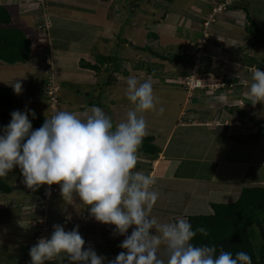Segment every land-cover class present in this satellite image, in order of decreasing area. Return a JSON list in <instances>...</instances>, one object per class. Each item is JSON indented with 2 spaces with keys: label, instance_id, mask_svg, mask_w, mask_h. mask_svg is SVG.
Returning <instances> with one entry per match:
<instances>
[{
  "label": "rangeland",
  "instance_id": "1",
  "mask_svg": "<svg viewBox=\"0 0 264 264\" xmlns=\"http://www.w3.org/2000/svg\"><path fill=\"white\" fill-rule=\"evenodd\" d=\"M0 1H7V5L10 7L12 26L18 27L25 20L29 24L36 23L39 25L42 23L40 27L43 26V28L38 30L42 31L47 37L48 46L51 41L52 48L50 50L48 47L49 51L41 62L45 64L44 69L47 73L53 72L56 83L59 87H62V89L60 88V95H62L63 103L62 101H59L58 104L55 103L58 108L56 107L54 110L49 108V105L41 103L40 109L36 108L40 115L51 117L52 111H60L61 105L66 108L71 106L72 109L76 108L77 111L83 109V107L88 109L86 103L89 100L97 101V98H99L98 101L101 105L99 104L97 107L102 108L112 118L115 126L116 123L126 120L127 112L135 107L127 98V78L129 76H135L141 82L151 79L154 95L160 102L157 107L162 105L165 111L162 115L154 111L138 112V115L144 116L148 124L149 134L152 135L151 132L154 133L157 144L159 145H162L170 129L174 127L167 141V153H176L178 156H181V159L178 161L179 164L175 165L173 172L165 174L166 176L164 178L169 176L168 182L153 185V190L159 193V199L150 215L156 218L158 222L172 223L178 220L180 216L177 214L180 212L177 211L180 210H177V208L181 207L182 210L185 209L184 204L186 201L187 204H191L188 213H210V204L203 199H199L200 202L197 208H192L194 204L192 199L195 198L196 194L199 195V191L207 199L215 198L213 194L211 195L212 192L208 193L210 189L213 188L214 190L215 186L196 183V178L201 175L206 176L212 173L214 169L212 166L214 159L210 158L212 151L208 152V149L205 148L210 138H219L223 142L235 138L236 142L247 144L249 147L258 140V149L255 150V154L257 153V159H264V102H256L253 104L254 98L248 95L252 82V70L260 68V70L264 71V45L261 42L256 43L254 41L256 31L253 25L252 27L249 26V20L245 17V11L241 8H228L224 11L213 13V6H216L222 0H99L102 2L100 6H96L95 0H42V6L40 4L41 0H34L38 6L33 3L21 5L20 1L27 2L31 0ZM49 1H56L54 4H57V6L43 9L45 3L50 4ZM239 1L245 2L244 5L247 6L250 11V17L254 20L253 24L264 31V0ZM235 2H238V0H235ZM44 13L48 16L50 23L48 27H45L44 24ZM209 16L213 17V20H210L206 26L208 37L213 38L211 34H214L215 37L221 36V38H218L219 41L217 43L208 39L207 46L209 43L218 44L221 42L219 45L222 47L224 43L233 41V38H235L229 37L228 35L230 34L237 37L240 35L246 37V41L236 38V46L239 47L238 49L228 47L224 48V50L230 54H237L236 56L242 60L244 59L247 63L245 66L247 67H244V72L238 73L240 74V78L244 76L243 80L238 79V81L240 83L244 82V84H247V81H249V83L243 87L241 85L238 86L241 92H236V90H232V92L230 90V94L226 96V101L224 103H214V107L207 106L209 99L197 98V108L202 112H198L200 115L194 119L193 117H188V114L193 109V102L195 101L193 96H188L187 94L188 92L184 85L185 77L189 76L190 73L192 75L194 73V66L192 67V65L194 64L195 54H192L190 51L197 50L196 47L199 44L198 38L200 39L203 35V22L209 20ZM239 21L242 25L237 24ZM51 22L53 24L52 27ZM78 25L85 27L87 32L84 33L86 37L83 35V40L78 42V46H76V42L71 44L75 47L74 53L76 55V51L81 49L88 50L87 47H89V51L93 54L99 52L106 55L116 54L117 57L119 56L122 59V66L120 68L126 67L128 69V74H123L122 71L113 73L117 81L113 82L109 88H106L104 86L105 84L101 85V88H98L100 81L107 76L104 72L95 73L97 75L94 77L96 86L91 85L89 87L88 84L92 83H84L89 79V75L86 78L84 77V79L83 77H76L77 72L84 71L87 74H91L89 70H79L73 61L67 63L66 69L63 68V57L65 56L64 45L71 46L67 44L70 43L71 33L75 36L81 34L79 31L83 30V28L78 27ZM56 30H61L63 41L61 40L60 31ZM148 32H154L157 35H147ZM185 40L187 45L183 43ZM174 41H181L182 43H176ZM201 44H204V41ZM142 46H150L154 51L161 54H173L179 50L184 52L188 51L185 53L186 59L179 63H171L150 54L148 50L144 51L139 49ZM206 48L202 50L203 57L201 63L204 62V58H207L208 61L211 58V60L216 62L210 61L211 63L208 64L217 65L219 63L217 61L221 59L219 53ZM253 63H256L257 66H254ZM30 64H34V62H30ZM19 65L0 61V86L13 85L14 81L16 82L19 77L21 78L20 74L18 76L15 73V70L19 71ZM232 69L231 67L230 70L232 73L236 72ZM203 70L205 71V69ZM238 72L240 71L238 70ZM47 75L45 73L43 76L47 77ZM229 77L226 75V79L223 81L228 89L232 88L228 84L233 83L229 81ZM66 80H70V82L71 80L75 81L78 85L75 83H67ZM88 81H92V79ZM97 89L102 92L100 94L101 97L97 95ZM87 92L91 96L86 94ZM217 93L207 91L201 92L199 95L208 94L218 96ZM239 93H242L241 95L244 97V104L248 105V109H244L246 110V115H240L237 111V109H243L240 108V105L236 103L237 100L235 102L234 99ZM57 95H59V92H57ZM218 105L219 107L221 105V109L226 112L225 115H228L226 120L235 123L233 128H228L225 132L223 129H220L223 128L222 125H214V123L217 124L220 122L215 120V116L213 117L220 110L217 107ZM24 107L37 113L35 109L31 108L28 102L27 104L23 102ZM249 115L251 116L249 117ZM223 117L225 116H221V119ZM253 118L254 120H252ZM221 119L219 118V120ZM194 120L206 121L209 124H213L216 128L214 126L206 127L205 125L198 127L188 126L187 123L193 122ZM238 122H240V125ZM247 124H249L251 132L248 135L246 134L243 140H239L242 136L238 134L240 132L236 129L241 126L243 132H245L244 130L248 127ZM259 126H263L262 134L258 137L255 136V139L250 138L259 129ZM240 131H242L241 128ZM196 134L198 136L194 137ZM230 146L234 147L235 145L232 144ZM238 152L240 151L233 152L234 159L241 158V160H244L250 157L247 149L241 151L240 154ZM230 156L232 157V154ZM191 158H197L198 161H189ZM143 161L147 162L148 160L139 156V163L142 164ZM141 169L146 170L145 165L138 166L135 170L142 171ZM15 170L18 173L20 179L18 181L20 182H14L11 185V193L0 194V219H6L7 223L2 224L1 227L4 228L6 227L4 225H9L10 218L16 216V213L13 212L15 206H20V209L27 212L24 214V218L27 216L33 217V214L30 213L33 211L38 213L42 218L38 220L34 219L36 217L30 218L31 220L29 219V224L26 223L25 226L28 228V225L30 226L31 224L32 227L30 229L32 230L30 233L28 232L30 231L29 228L23 230L24 236L26 237L19 231L13 233L11 231L7 232L8 226V228L0 231V241L3 240L0 244V264H19L18 260L23 257V253H29L26 251L25 246L29 244L32 247L37 243L38 239L36 238L39 237L40 232L36 233L33 227L35 226L38 230L40 225L43 226L41 227L42 232L47 227L50 228L47 232V237L49 238L54 231V224L64 225L66 231L78 225V231L87 243L85 248L91 247L97 255L100 254L102 257H105L104 263L106 264H108V260L114 259L121 251H126L119 247L120 243L125 239V236L115 234V225L104 224L96 221L94 217H91L89 214V208L91 206L83 205L78 195L74 194L73 199L64 198L61 195L60 185L57 184L56 186L59 187V191L53 194L54 198H49L48 188L45 190L41 186L35 191L27 188L23 183L21 170ZM232 172L234 173L230 174L232 175L230 182H236L237 184V192L234 191L236 195L215 198V201L233 202L242 189L241 185L245 183H247L246 185L264 186V161L262 164H254L253 162L243 175L237 174V170H233ZM8 176L11 175H7L6 177ZM6 177H3L5 181L7 180ZM192 180L193 184L191 183ZM13 181L11 180L10 184ZM15 183L18 188L15 187ZM189 183L190 186H188ZM187 186L188 190H191V195L189 196L184 193ZM18 200L20 201L18 202ZM14 203L21 204L15 205ZM25 205H28V207H25ZM249 230L254 248L257 251L261 242L264 241V234H262L264 233V226L252 225ZM130 233L129 230L128 234L130 235ZM97 236L102 240H98L99 238ZM66 262L70 263L63 254V264Z\"/></svg>",
  "mask_w": 264,
  "mask_h": 264
},
{
  "label": "clouds",
  "instance_id": "2",
  "mask_svg": "<svg viewBox=\"0 0 264 264\" xmlns=\"http://www.w3.org/2000/svg\"><path fill=\"white\" fill-rule=\"evenodd\" d=\"M126 84L127 98L135 107L115 126L97 106L83 116L57 111L35 130L29 119V112L35 118L34 111H13L0 135V178L18 166L23 183L33 191L45 184L54 188L59 184L64 198L78 195L83 205L91 206V217L115 225V234L125 236L119 247L126 251L108 264H252L244 251L233 256L221 246L217 255L215 245H194L197 233L208 236L202 226L193 230L185 218L160 223L150 215L159 193L153 190L156 177L135 170L139 149L149 134L147 121L138 112L162 115L165 109L157 107L160 102L151 79L141 82L129 76ZM12 86L16 94L21 93L20 81ZM248 95L254 98L253 104L264 102V71L260 68L252 70ZM78 227L66 231L64 225L54 224L50 238L45 234L47 227L44 237L30 248L31 264H45L61 254L70 264H104L105 257L91 247L84 248Z\"/></svg>",
  "mask_w": 264,
  "mask_h": 264
},
{
  "label": "crops",
  "instance_id": "3",
  "mask_svg": "<svg viewBox=\"0 0 264 264\" xmlns=\"http://www.w3.org/2000/svg\"><path fill=\"white\" fill-rule=\"evenodd\" d=\"M95 1H96V6L97 5L100 6V3H102L99 0H95ZM20 2H21V5H24L25 3L26 4L27 3L28 4L33 3L34 5H37L34 2V0L33 1L32 0L31 1H27V2H23V1H20ZM49 2H50V4H46L45 3V6H44L43 9H46L48 7L49 8L50 7L51 8H54L55 6H57V4H54V3H56V1H54V2L53 1H49ZM0 4L4 5L6 7V9L9 11L10 15H11L10 7L7 5V1H5V2L0 1ZM46 17L48 18L47 15H46ZM11 22H12V15H11ZM41 24H39V25L36 24V23L29 24L25 20L23 23H21L18 26V28H20L23 31V33L27 36V38L30 41V45H31V55H30L29 60L27 62H25V63H16V64H20L19 65L20 69H19V71L18 70H15V73L17 75L18 74L21 75V78L19 77L18 81H20L21 84H22V91H21L20 94H18V99L20 101V104H21V107L22 108H23V102H25L26 104L28 102V104L31 106V108L32 109H35V110H36V108L40 109V104L41 103H44V104L49 105V108H50L49 96L46 93V90L45 89H46V80H47V78L51 74H53V72L52 73H47V71L44 69L45 68L44 67L45 64L43 62H41L44 59V57L46 56V54L48 53L49 48H50V50L52 48L51 47L50 37H49L50 45L48 46L47 37L43 34L42 31L38 30L40 28L41 29L43 28V26L40 27ZM54 24H55V22H54ZM237 24L242 25V24H240V21L237 22ZM10 25H11V23H10ZM52 26H53V24L51 22V27ZM15 27H17V26H15ZM78 27L83 28V30L79 31V32H81V34L78 35V36H75V35H73L71 33V38L69 39L70 43H67V44L71 45L73 42H76V46H78V42H80L81 40H83L82 37H83V35H85L84 33L87 32V29L85 27H82L81 25H78ZM48 29H46V30L48 31ZM56 31H60V36L62 38L61 40L63 41V34L61 33V30H56ZM211 36H213V38H209V40L214 41L216 43L219 41L218 38H221V36L215 37L214 34H211ZM228 36L231 37V38H233V37H235V38H233V41H227V43H224V44L222 43L223 44V46H222L223 48L219 45V43H221V42H219L218 44L209 43L208 46H207V48H206V49H210V50L212 49V51L219 53L220 58H221L219 61H217L219 63L217 65L216 64L209 65L211 63L210 61L216 62L214 60H211V58H210V61H208L207 58H204V62H202L203 69H205V71L204 70L203 71L211 74L212 80L210 81V83L211 84H214L216 86H218V85H222V86H218L219 88H217L216 86L215 87L213 86V87H209L208 88V86H207V87L200 88V89H194L190 93V95L187 93L188 96H193L194 101L196 102V103L193 102V105H192V108L193 109L188 114V117H193L195 119V117H198V115H200V114H198V112H202L201 110H199L197 108V98L198 99H209V102H208V105L207 106L214 107L215 106L214 103H218V102H220V103L223 102L224 103L226 101V96L228 94H230V92H229L230 90L231 91L232 90L233 91L236 90V92L237 91L241 92L239 90V87L238 86L241 85L243 87L245 85H248V83H249V81H247V84H244V82H241L240 83L238 81V79L239 80H243V77H244V76H242L240 78L239 77L240 74H238V73L244 72V67H247V66H245V64H247V63L244 61V59L242 60L241 58H238V56H236L237 54H230V53H228L227 51L224 50V48H228V47H232V48L238 49L239 47L236 46V40H237L236 38H240L242 41H244V40L246 41V37L245 36L242 37V35H240L239 37H237V36H235V35L233 36L231 34L228 35ZM84 37H86V35ZM198 40H199V38H198ZM174 42L177 43V42H181V41H174ZM183 43L186 44L187 43L186 40ZM167 45H169V44H167ZM64 46H65L64 47L65 48L64 49V55L65 56L63 57V68H65V69L67 68V63H70L71 61H73L78 66L79 70H89V69H86V68H81L78 65L79 59L80 58H83L85 60H88V61L93 62L95 60L96 55L103 54L101 52H99L97 54L96 53L93 54V53H91V51H89V47H87L88 50L81 49V50L76 51L77 52V55H76V53H74V49H75L74 45H71V46L64 45ZM72 46H73V48H72ZM187 51H185V52L187 53ZM71 53L73 54V59H72V54ZM215 58H217V57H215ZM32 61L34 62V64H30V62H32ZM253 64H254V66H257L256 63H253ZM251 66L253 67V65H251ZM231 67L233 68L232 70L233 71H236V72H233L232 73L231 70H230ZM238 70L240 72H238ZM89 71L91 72V74L90 73L87 74L84 71L77 72L76 77H78V78L83 77V79H84V77L86 78V76L89 75L88 78L89 79H92V81L94 82L95 81V78L94 77H96L97 75L96 74H93V73H95L94 71H92V70H89ZM45 73L48 74L47 77H44L43 76ZM226 75H228V77L230 76L229 77V81L235 83L234 85H233V83L228 84L230 87H232L230 89H228V87L225 86L226 84L223 83L224 79H226ZM235 80H237V81H235ZM87 81L84 82V83H86V84L87 83H92V81H88V82ZM66 82L67 83H75V84L77 83V82L72 81V80H71V82H70V80H66ZM14 83H15V81H14ZM103 84L104 83H103V80H102V81H100V85L99 86H101ZM223 84H224V86H223ZM90 85H93V83L90 84ZM10 86H12V85H10ZM104 86L106 88H109L110 87L107 84L104 85ZM58 87H59V85H58ZM60 88L62 89V87H59L58 88L59 89V91H58L59 92V95H60ZM207 91H211V92H214V93L215 92H218L217 93L218 96L208 95V94L207 95H204L203 94L202 96L199 95L201 92H207ZM98 93H100L99 89H97V94ZM241 94L239 93L236 96V98H234L235 99V102L237 100L236 103L238 105H240V108L248 109V105L247 104H244V102H243V98L244 97ZM60 98H61L60 99V102L62 101V103H63L62 95H60ZM227 101H228V98H227ZM235 102H234V104H236ZM91 107L92 106H87L88 109H90ZM217 107H218V109L220 108V110H218V112H216V114L213 115V117L215 116V118H216L215 120L216 121H220V122L217 123V124L214 123V125H222L223 128H220V129H223L224 132L228 128H233V125H235V123L233 121L232 122H229V120H226L228 118L227 117L228 115H225L226 112H225V110H222L221 109V105H220V107H219V105ZM24 109H25V107H24ZM38 109L35 111V112H37L35 114H39L40 115ZM88 109H86V107L85 108L83 107V109L77 111L76 108L75 109H72L71 106H69L68 108L63 107L62 105L60 106V111L61 110H66V111H70V112H76V113L78 112V114H80L81 116H83V114L85 113V111L88 110ZM225 109H226V106H225ZM25 110L27 111L28 108H26ZM221 116H225V117H223V119H221ZM250 116L251 115H249V117ZM219 118L221 120H219ZM252 120H254V118ZM238 123L240 125V122H238ZM187 124L190 127L191 126L198 127V126H202V125H205L206 127H213L214 126L213 124H209L206 121L205 122H202L200 120H194L193 122H189ZM247 126H248L247 129L244 128V129L247 130V132H246V130H244L246 133L243 132V128L241 126H239V128L236 129L237 131L240 132L238 134H240L242 136V137H240L239 140H243L244 137L246 136V134L248 135V133L251 132L249 124H247ZM240 128L242 129V131H240ZM173 129H174V127H172L170 129V131H169L167 137L164 139V142L162 143V145L157 144L156 136L154 135L153 132H151L152 135L154 136V143L157 146H159V148H160V152L158 153V156H157L156 159L149 160V158H147L146 156L139 155L140 157L146 158L148 160L147 162L146 161H143L142 164L138 162L139 163L138 165L139 166L145 165L146 170L145 169H141V170L145 174H150V175H152V176H154V177L157 178V182H156L155 185L168 182L167 180H168V177L169 176L166 177V178H164L166 176L165 174H169V172H173V170L175 169V165L176 164H179L178 161L181 159V156H178L176 153H167V147H168L167 146V141H168V138H169L171 132L173 131ZM217 129H218V127H217ZM148 135H151V134H148ZM197 136H198V134H196L194 137H197ZM233 139H231V140L229 139L227 142H223L219 138L212 137V138H210L209 143L205 147L206 149H208L207 150L208 152L212 151L211 152L212 155L210 156V158L211 159H214V163L212 164V166L214 167V169H213L212 173H210V174H208L206 176H202L201 175L198 178H196V183H198V184L199 183H202L203 185L204 184H209V185L215 186L214 187V190L212 188V189H210L208 191V193L212 192L211 195L213 194V196L215 198H219V197L221 198V197H225V196H228V195H236L234 193V191H236V188H238L237 187V184H236V182H230V177L232 176L230 174H233L234 173V172H232L233 170H237V174L243 175L249 169V167L253 164V162H254V164H257V163L258 164H262V162L264 161L263 158L261 160L257 159V153L255 154V150L258 149V146H257L258 145L257 144L258 143V140H256L254 142L255 144L253 143V145L251 147H249L247 144L238 143V142L235 141V138H233ZM232 144L235 145V146L234 147H231L230 145H232ZM239 146H242V147L239 148ZM244 149H247L249 151L250 157H247L244 160H241V158H237V159H234L233 158V152L234 151L235 152L236 151H240V152H238L240 154L241 151H244ZM231 154H232V157L230 156ZM251 154H252V158H251ZM189 161H195V162H197L198 159L197 158H191V160H189ZM136 167L138 168V166H136ZM195 168H196V166H195ZM15 169L18 170L19 167L18 166L15 167L12 170V172H9V174H8V175H11V176L6 177V179H7L6 181L9 184H10V181L11 180H14L10 185H12L14 182H16V183L17 182H20V181H18L20 179H19L18 173L16 172ZM235 176H237V175L235 174ZM16 183L14 185H15V187L18 188V186L16 185ZM191 183L193 184V180L191 181ZM172 184H174V183H172ZM246 184L247 183L242 184L241 185V188L244 187V186H253V185H246ZM188 186H190V183L188 184ZM188 186L184 190V193L189 196V195H191L190 194L191 190L190 189H189L190 191L188 190ZM56 189H57V191H59L58 190L59 189L58 186H56ZM57 191H55V192H57ZM198 193H199V195L196 194L195 198L192 199L193 202H194V204L192 205V208H197L198 207L199 202H200L199 199H203L204 201H207L209 204L211 202H214L215 201V198H213V199H207V197H205V195L201 191H199ZM53 194H55V193L49 192V195H48L49 198H52L54 196ZM15 201H17V200H15ZM19 201L20 200H18V202ZM14 204L15 205H20L21 203L20 204L14 203ZM178 205H180V204H178ZM190 205L191 204H187V201H186V203L184 204V208L185 209L182 210L181 207H178L177 210H180V211H177V212H180V213L177 214V215H179L180 218L183 217V218L187 219V216L188 215H190V214H196V213H188V211L190 210L189 209L190 208ZM19 207L20 206H15L14 207L13 212L16 213V216H13V217L10 218L11 221L9 222V225H4L6 227H4V228L1 227L2 224H7L6 223V219L5 220H1L0 219V231L2 229H6V228L9 227L7 229V232L8 231H11V233H13L15 231H19L24 236V231L23 230L24 229H28V228L30 229V227H32L31 224H30V226L28 225V228L25 226L26 223H28L29 219L30 218H34V217H36L34 219H37V217H40V216H37L38 214L35 211H33V212H30L31 214H33V217L27 216V217L24 218V216H25L24 214L27 213V212H25L24 210L20 209ZM25 207H28V205H25ZM180 218H178V219H180ZM31 230L32 229H30V231H28V232L30 233ZM48 230H50V228H48ZM129 230H130V232L132 231L131 228ZM95 235H96V233H95ZM24 237H26V236H24ZM98 238H99L98 240H102L100 237H98ZM2 242H3V240L0 241V244ZM86 246H87V243H86V245H84V248ZM91 246H93V244H91ZM25 247H26V251L29 252L31 246L28 244V246L26 245ZM98 255L101 256L100 254H98ZM23 258H25V259L24 260H21ZM21 259L18 260L19 264H30V262H31V257L29 255V253L27 254V257H25L23 255V257ZM45 263L46 264H63V254H61L55 260H53V261H46ZM9 264H13V263H9ZM64 264H70V263H67L66 262ZM104 264H106V263H104Z\"/></svg>",
  "mask_w": 264,
  "mask_h": 264
},
{
  "label": "trees",
  "instance_id": "4",
  "mask_svg": "<svg viewBox=\"0 0 264 264\" xmlns=\"http://www.w3.org/2000/svg\"><path fill=\"white\" fill-rule=\"evenodd\" d=\"M238 2L240 1L238 0ZM238 2L231 0L230 4L226 6V9L241 8L245 11V17L249 20V26L252 27L253 25L256 31L254 41L256 43L261 42L264 45V31L253 24L254 20L250 17V11L247 6L244 5L245 2ZM10 23L11 15L9 11L4 5L0 4V60L9 64L25 63L29 60L31 55L30 41L20 28L11 26ZM147 35L156 36L157 34L148 32ZM139 49L144 51L148 50L150 54L171 63H179L186 59V52L182 50L173 54H161L154 51L150 46H142ZM121 61L122 59L119 58V56L117 57V55L98 54L93 62L80 58L78 65L81 68L92 70L96 74L104 72L107 76L105 79H102L103 83L111 86L113 82L117 81L113 73L122 71L123 74H128V69L126 67L120 68L122 66ZM51 75L54 78V75ZM92 83L96 86V82ZM88 85L89 87L91 86L90 84ZM99 88H101V86H99ZM101 93L102 92L97 95L101 97ZM86 94L91 96L89 92ZM57 98L59 103L60 95H57ZM98 99L99 98H97V101L89 100L86 104L88 106L101 105ZM16 110H20L21 112L26 111L21 107L18 94L14 92L13 86H0V135L4 134L3 130L5 126L11 121V113ZM237 111L240 115H246V110L244 109H237ZM46 118L50 117L35 114V118H33L29 112V119L32 122L33 130L41 127ZM258 128L259 129L254 132L250 138L252 137V139H255V136L258 137L262 134L261 131L263 130V126H259ZM159 152L160 148L154 143V136L147 135L143 139V143L139 149V155L146 156L149 160H153L157 158ZM42 187L45 188V190L47 188L46 184L42 185ZM11 191L12 186L3 178H0V194H9ZM210 208L211 211L208 214H190L187 216V220L192 224L193 230L202 226L208 231V236L206 237L197 233L192 243L197 246L203 244L209 246L215 245L217 247V255L219 254L221 246L225 251L232 252L233 256L240 251H244L251 256L252 264H264V241L261 242L256 251L249 232V228L252 225L264 226V186H244L233 202L214 201L210 203ZM37 216L40 215L38 214ZM38 218L41 219L42 217H37L36 220H38ZM41 227L40 225L38 230L35 226L33 228L37 233L40 232ZM47 232L48 229L45 232L46 236ZM23 255L27 257L25 253H23Z\"/></svg>",
  "mask_w": 264,
  "mask_h": 264
},
{
  "label": "built area",
  "instance_id": "5",
  "mask_svg": "<svg viewBox=\"0 0 264 264\" xmlns=\"http://www.w3.org/2000/svg\"><path fill=\"white\" fill-rule=\"evenodd\" d=\"M230 2L231 1H229V0H222V2H219L216 6H213L212 12L214 13V12H218V11L219 12L224 11L226 9V6L228 4H230ZM40 4L42 6V0H41ZM43 16H44L45 27H48L50 25L49 20L46 17L45 13ZM210 20H213V17L209 16V20H205L203 22V26H204L203 35L198 40L199 44H198V47H196L197 50L196 51L195 50L190 51L192 54H195V58H194V64L192 65V67L194 66L193 75H192V73H190L189 76L185 77V84L184 85H185V88H186V91L188 92V94H190L196 88H204L207 86L209 88V87H213V86L215 87L216 86V85L210 83V81L212 80L211 74L203 71V65L201 63V59L203 57L202 50L206 48L207 41L209 39L206 26ZM200 41L201 42L204 41V44H201ZM218 86H220V85H218ZM218 86H216V87L219 88ZM58 88L59 87L56 84L53 76L50 75L47 78L45 90L49 96L50 108H52V110H54L56 108L55 103H58V98H57ZM55 111H57V110H55ZM55 111H52L51 117L55 114ZM46 187L48 188V190H53V191L56 190V188H54L52 185L49 186L46 184ZM41 232H42V230L40 231L39 237L36 239H39L40 237H44L43 232L42 233Z\"/></svg>",
  "mask_w": 264,
  "mask_h": 264
},
{
  "label": "water",
  "instance_id": "6",
  "mask_svg": "<svg viewBox=\"0 0 264 264\" xmlns=\"http://www.w3.org/2000/svg\"><path fill=\"white\" fill-rule=\"evenodd\" d=\"M262 234H264V233H262Z\"/></svg>",
  "mask_w": 264,
  "mask_h": 264
}]
</instances>
